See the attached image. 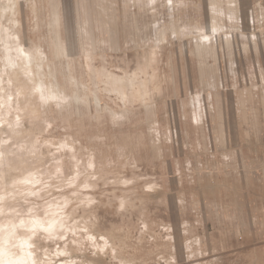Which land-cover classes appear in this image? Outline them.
<instances>
[{"label":"rangeland","instance_id":"1","mask_svg":"<svg viewBox=\"0 0 264 264\" xmlns=\"http://www.w3.org/2000/svg\"><path fill=\"white\" fill-rule=\"evenodd\" d=\"M261 102L264 0H0V264H264Z\"/></svg>","mask_w":264,"mask_h":264},{"label":"crops","instance_id":"2","mask_svg":"<svg viewBox=\"0 0 264 264\" xmlns=\"http://www.w3.org/2000/svg\"><path fill=\"white\" fill-rule=\"evenodd\" d=\"M260 106L252 113L251 126H248V120L243 121L246 123L243 135H224V152L231 157L229 160H234L237 197L241 194L247 196L251 203L264 200V105ZM230 161L226 162L225 167L229 164L233 166ZM237 212L243 213V209Z\"/></svg>","mask_w":264,"mask_h":264}]
</instances>
